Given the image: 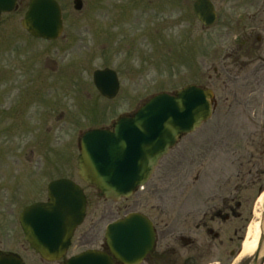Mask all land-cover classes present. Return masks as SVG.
<instances>
[{
	"label": "rangeland",
	"instance_id": "374dc122",
	"mask_svg": "<svg viewBox=\"0 0 264 264\" xmlns=\"http://www.w3.org/2000/svg\"><path fill=\"white\" fill-rule=\"evenodd\" d=\"M57 1L64 31L55 41L28 36L22 12L0 20V227L7 237L24 240L23 210L47 202L54 180L71 179L87 197L86 219L73 239L88 238L78 249L83 251L99 248L106 227L130 213L145 215L158 230L173 222L182 189L205 196L226 173L230 156L222 133L238 131L241 118L214 115L184 141L182 160H164L130 199L106 200L77 177L78 130L109 126L116 113L136 112L162 93L207 88L205 50L193 46L205 33L193 12L196 0H82L80 11L74 0ZM106 68L121 85L111 102L92 81ZM63 113L74 128L58 119Z\"/></svg>",
	"mask_w": 264,
	"mask_h": 264
},
{
	"label": "flooded vegetation",
	"instance_id": "af4514ba",
	"mask_svg": "<svg viewBox=\"0 0 264 264\" xmlns=\"http://www.w3.org/2000/svg\"><path fill=\"white\" fill-rule=\"evenodd\" d=\"M31 2L16 0L11 12L0 13V20L21 12L24 19ZM209 2L215 13L212 24L202 25L194 13L205 33L203 39L193 42L195 50L200 47L205 50L202 64L208 72V87L200 88L213 93V116L220 113L238 115L241 125L234 133H222L225 152L230 156L223 178L205 196L196 195L195 191L187 195L185 189L180 190L175 220L163 223L159 230L154 226V245L142 264H264V0ZM97 71L93 73L94 86ZM116 75L120 91V80ZM95 89L100 97L110 102L119 94L118 91L115 98L108 99L96 86ZM134 113L126 112L120 116L116 113L109 126L85 131L79 129V148L86 132L97 129L113 132L120 118H131ZM58 119H67L66 122L75 127L64 113ZM198 131L181 136L160 164L169 158L182 160L184 141ZM212 139L214 154L216 136ZM62 179L67 178L57 180ZM73 239L67 255L69 251L73 253L59 262L49 263L33 251L25 239L7 237L4 228L0 227V264H6L7 260L22 264H35L37 261L41 264H65L69 258L90 250L78 251L87 237L80 239L78 244ZM252 243L255 248L247 253L246 245ZM92 250L112 257L105 238L99 248ZM115 264L118 263L115 261Z\"/></svg>",
	"mask_w": 264,
	"mask_h": 264
},
{
	"label": "water",
	"instance_id": "95a60500",
	"mask_svg": "<svg viewBox=\"0 0 264 264\" xmlns=\"http://www.w3.org/2000/svg\"><path fill=\"white\" fill-rule=\"evenodd\" d=\"M15 3L0 0V13L11 12ZM82 7V0L74 1L76 11ZM194 13L204 26L215 19L209 0H197ZM21 25L35 39L55 41L64 30L61 7L56 0H32ZM94 83L108 99L118 94L119 82L113 70L97 71ZM213 99L210 90L187 86L174 95L152 97L131 118H120L113 132H86L77 162L80 181L113 203L130 199L151 181L161 160L181 136L196 132L212 118ZM86 212L83 189L62 179L50 183L48 201L25 208L19 222L30 248L46 262L56 263L66 256ZM155 236L148 217L130 213L106 228L105 239L113 259L104 252L87 250L65 264H142L153 248ZM6 264L22 263L7 260Z\"/></svg>",
	"mask_w": 264,
	"mask_h": 264
},
{
	"label": "bare ground",
	"instance_id": "6f19581e",
	"mask_svg": "<svg viewBox=\"0 0 264 264\" xmlns=\"http://www.w3.org/2000/svg\"><path fill=\"white\" fill-rule=\"evenodd\" d=\"M254 248H255V244H254V243H252V244H247V245H246V251H247V253L252 252V251L254 250Z\"/></svg>",
	"mask_w": 264,
	"mask_h": 264
}]
</instances>
